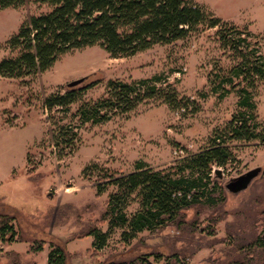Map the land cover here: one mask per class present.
Wrapping results in <instances>:
<instances>
[{"label":"rangeland","instance_id":"374dc122","mask_svg":"<svg viewBox=\"0 0 264 264\" xmlns=\"http://www.w3.org/2000/svg\"><path fill=\"white\" fill-rule=\"evenodd\" d=\"M194 2L227 27L250 33L264 59V0ZM46 11L30 1L0 10V61L16 55L8 42L21 25ZM218 30L199 26L182 40L125 57H112L94 45L61 55L36 76L0 77V216L13 219L15 232L7 243L0 238V264H48L53 246L64 251L65 264H106L146 253L163 256L155 264H166L169 257L171 264H260V250L252 243L264 230V138L227 142L232 158L212 173L224 194L217 205L190 208L182 224L144 231L128 245L119 229L99 251L89 236L95 228L107 231L101 219L113 188L96 194L101 174H127L137 162L166 169L200 152L227 128L238 109L237 88L224 85L215 94L211 87L238 60L223 48ZM153 76H161L156 87L174 97L170 103L156 96L98 124L76 116L82 104L106 96L109 81L132 83ZM78 79L83 82L73 89L96 84L66 112L44 108L50 94L65 93L67 84ZM225 89L230 92L220 97ZM253 100L264 132V83L257 84ZM59 132L72 139L60 136L56 146ZM252 170L258 172L246 189L236 194L225 189ZM136 208L132 203L127 214Z\"/></svg>","mask_w":264,"mask_h":264},{"label":"trees","instance_id":"16d2710c","mask_svg":"<svg viewBox=\"0 0 264 264\" xmlns=\"http://www.w3.org/2000/svg\"><path fill=\"white\" fill-rule=\"evenodd\" d=\"M27 1L43 5L47 11L32 16L9 40V48L17 52L0 61V77L36 76L50 69L61 55L94 45L112 57L130 56L155 44L182 40L199 26L219 27L218 36L223 48L230 50L238 60L211 87L215 94L224 85L233 90L237 88L238 109L227 128L209 139L207 147L166 169L152 170L143 162H137L130 173L107 170L98 177L97 195L108 187L113 191L108 195L107 208L101 219L107 224V231L96 228L89 231L93 238L92 248L95 251L103 249L114 230L121 231V240L128 245L144 231L154 233L169 225L182 224L184 212L190 208L214 206L222 201L221 183L213 180L212 173L214 167H224L232 158L227 142L264 138V132L259 131L253 100L257 84L264 83V59L253 36L245 30L227 27L194 0H0V10L19 7ZM160 81L161 76L132 83L109 81L106 96L82 104L76 116L82 123L98 124L109 121L118 113H127L137 104L156 96L170 103L174 97L160 92L156 87ZM95 84L80 89L69 88L63 94H50L44 101V108L48 112L58 108L66 112ZM229 92L225 89L219 96L224 97ZM68 134H55V145L59 146L60 136L71 140ZM132 203L137 208L127 214ZM12 220L0 216V238L4 243L15 233ZM6 235L10 237L6 239ZM252 245L260 250V264H264V230L257 234ZM162 258L146 253L128 261L106 264H155ZM47 259L48 264H65L66 260L64 251L54 246ZM171 259L165 258L166 264H171Z\"/></svg>","mask_w":264,"mask_h":264},{"label":"water","instance_id":"95a60500","mask_svg":"<svg viewBox=\"0 0 264 264\" xmlns=\"http://www.w3.org/2000/svg\"><path fill=\"white\" fill-rule=\"evenodd\" d=\"M82 82H83V79H78V80L68 83L67 87L72 88V87L79 85ZM257 172H258L257 170H252L236 179H232L225 185V189L228 192L233 193V194H236L239 191L246 189L249 183L251 182V180L257 175ZM215 173L218 176H220L219 171H216Z\"/></svg>","mask_w":264,"mask_h":264}]
</instances>
